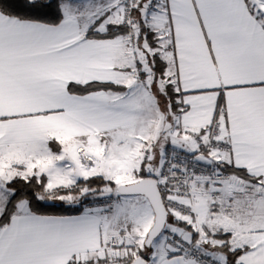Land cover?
Segmentation results:
<instances>
[{
    "label": "snow or ice",
    "instance_id": "obj_1",
    "mask_svg": "<svg viewBox=\"0 0 264 264\" xmlns=\"http://www.w3.org/2000/svg\"><path fill=\"white\" fill-rule=\"evenodd\" d=\"M0 264H264V0H0Z\"/></svg>",
    "mask_w": 264,
    "mask_h": 264
}]
</instances>
